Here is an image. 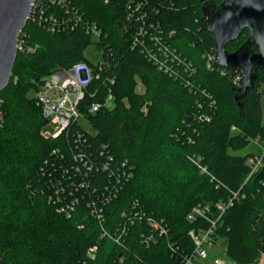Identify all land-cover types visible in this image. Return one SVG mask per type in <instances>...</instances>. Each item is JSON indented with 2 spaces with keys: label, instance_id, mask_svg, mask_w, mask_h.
<instances>
[{
  "label": "trees",
  "instance_id": "obj_1",
  "mask_svg": "<svg viewBox=\"0 0 264 264\" xmlns=\"http://www.w3.org/2000/svg\"><path fill=\"white\" fill-rule=\"evenodd\" d=\"M143 1L44 0L43 16L67 28L50 33L28 20L24 32L36 50L17 54L0 92V264H183L194 249L189 232L210 226L188 214L208 206L215 221L217 205L233 192L240 196L217 221L215 243L223 241L231 264L264 261V151L246 182L255 155L232 154L251 141L264 146V68L236 101L232 78L215 62L206 67L203 56L215 44L200 0H173L172 7L169 0H146L159 42L147 36L133 47L131 33L141 22L132 14L129 24L127 6ZM86 22L97 25L99 40L86 34ZM247 37L245 30L225 49L234 52ZM89 46L100 53L102 71L79 108L93 133L85 132L75 149L69 129L54 140L40 136L42 110L30 94L79 62L96 70L84 56ZM158 46L180 57L174 73L149 61ZM109 91L112 108L88 113L85 107ZM77 153L92 165L86 177L82 164L80 174L74 169Z\"/></svg>",
  "mask_w": 264,
  "mask_h": 264
},
{
  "label": "built area",
  "instance_id": "obj_2",
  "mask_svg": "<svg viewBox=\"0 0 264 264\" xmlns=\"http://www.w3.org/2000/svg\"><path fill=\"white\" fill-rule=\"evenodd\" d=\"M42 1L36 0L32 5L31 14L29 19L31 21L38 22L43 28L50 33L63 31L67 28L68 24L63 20L55 18L53 15L43 16L42 12ZM171 7L174 5L173 0H169ZM146 0L143 2L129 3L127 8L130 10L128 22L131 24V15L134 14L135 18L141 22L138 30L131 33L133 41V47L139 38L150 36V40L159 42L158 37L154 33L155 28H160L158 25L148 21L147 12L144 11ZM85 32L90 35L94 41L99 40L101 37V31L98 29L95 23L86 22ZM17 53H30L36 50V46H32L28 43V36L24 30L20 33L16 44ZM100 53H97L96 55ZM149 61L157 67L158 70L164 73H174L176 66L181 64V59L176 53H171L166 47L158 46L155 50H151L148 53ZM203 58L206 60V67L212 69L213 62L217 64L214 48L205 52ZM96 64L97 69H93L87 62H79L74 64L71 68L66 70H58L48 76L39 86L36 92V100L41 107L42 116L44 119V125L40 130V136L46 140H54L59 138L61 135L67 133V130H71L73 134L72 146L78 149L82 143V138L85 132L79 128L78 122L84 119L89 123L85 114H82L79 110L80 105L84 97L89 94L88 87L93 83L94 80H99L100 73L102 71V63L100 60L97 62L92 61ZM218 65V64H217ZM219 66V65H218ZM221 67V66H220ZM222 75H229L232 78V82L236 88H239L242 84L243 77L241 74L230 75V71L226 68L221 69ZM111 84H114V78H107ZM92 97L98 95V90L91 94ZM113 106V96L108 92L101 101H95L85 107L88 113H95L100 110H109ZM47 126L51 127L52 130H48ZM264 151V146L261 147ZM74 161L76 167H74L77 174H80L81 167H85L83 171V177H86L88 172L91 170V164L85 161L82 153L74 154ZM82 164V165H81ZM250 167V173L245 182L258 171L262 166V158L258 155L250 158L248 161ZM201 172H206L205 169L201 168ZM124 176L128 179L131 177V173L126 171ZM239 192H233L228 201L224 204H218L217 208L221 211L220 216L212 221L207 217L209 212L208 206H196L188 214L187 218L191 222H195L198 219H205L210 222L208 229H201L199 231H190L189 237L194 245L193 252L190 256L186 257L183 264H202V262L210 261V251L215 246V232L216 223L220 219L221 215L226 209L233 206L234 202L239 198ZM243 197V196H242ZM63 211V209H61ZM160 234H166L164 227H160ZM95 251L92 248L88 255ZM213 264H226V262L220 258H214Z\"/></svg>",
  "mask_w": 264,
  "mask_h": 264
},
{
  "label": "water",
  "instance_id": "obj_3",
  "mask_svg": "<svg viewBox=\"0 0 264 264\" xmlns=\"http://www.w3.org/2000/svg\"><path fill=\"white\" fill-rule=\"evenodd\" d=\"M35 1L0 0V92L12 78L17 39L26 27ZM200 2L207 33L215 44L217 64L228 69L230 75L243 77L235 96L240 101L253 87L256 71L264 68V0H221L217 6L210 0ZM245 30L247 40L229 53L226 45L236 41Z\"/></svg>",
  "mask_w": 264,
  "mask_h": 264
},
{
  "label": "rangeland",
  "instance_id": "obj_4",
  "mask_svg": "<svg viewBox=\"0 0 264 264\" xmlns=\"http://www.w3.org/2000/svg\"><path fill=\"white\" fill-rule=\"evenodd\" d=\"M84 56L87 60L90 61H94L96 58V49L94 46H89L85 52H84ZM139 91H142V87L139 86L138 88ZM31 97H36V92H31ZM260 105H261V110H262V123L264 124V94L260 100ZM78 126L80 129H82L84 132L86 133H93L91 125L86 122L84 119L79 120L78 122ZM48 130H52L51 127L47 126ZM261 148L260 145L256 142V141H251L248 146H246L244 149L237 151V152H233L232 154L234 155H240V156H245L247 154H254V155H258L260 152ZM249 161V160H248ZM224 244L223 241L218 240L215 243V246L213 247V249L210 251L211 253V260L209 261H205L202 262V264H213L212 260L214 258H220L222 260H224L226 262V264H231L229 263L225 257H224ZM262 262V261H261ZM264 264V261L261 263Z\"/></svg>",
  "mask_w": 264,
  "mask_h": 264
},
{
  "label": "flooded vegetation",
  "instance_id": "obj_5",
  "mask_svg": "<svg viewBox=\"0 0 264 264\" xmlns=\"http://www.w3.org/2000/svg\"><path fill=\"white\" fill-rule=\"evenodd\" d=\"M254 52H256V53H257V52H258V50H257V49H255V51H254Z\"/></svg>",
  "mask_w": 264,
  "mask_h": 264
}]
</instances>
